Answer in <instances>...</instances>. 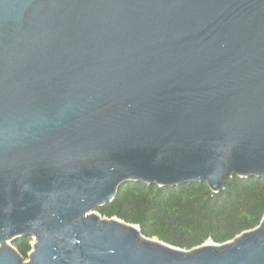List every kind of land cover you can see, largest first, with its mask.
I'll return each instance as SVG.
<instances>
[{
	"label": "water",
	"instance_id": "95a60500",
	"mask_svg": "<svg viewBox=\"0 0 264 264\" xmlns=\"http://www.w3.org/2000/svg\"><path fill=\"white\" fill-rule=\"evenodd\" d=\"M233 176L264 178V0H0V264H264V215L187 251L96 213Z\"/></svg>",
	"mask_w": 264,
	"mask_h": 264
},
{
	"label": "trees",
	"instance_id": "16d2710c",
	"mask_svg": "<svg viewBox=\"0 0 264 264\" xmlns=\"http://www.w3.org/2000/svg\"><path fill=\"white\" fill-rule=\"evenodd\" d=\"M96 213L135 225L146 238L187 251L208 241L223 244L259 225L264 215V178L233 176L216 194L205 183L161 188L128 182ZM13 247L26 260L32 238H19Z\"/></svg>",
	"mask_w": 264,
	"mask_h": 264
},
{
	"label": "rangeland",
	"instance_id": "374dc122",
	"mask_svg": "<svg viewBox=\"0 0 264 264\" xmlns=\"http://www.w3.org/2000/svg\"><path fill=\"white\" fill-rule=\"evenodd\" d=\"M33 242V241H32Z\"/></svg>",
	"mask_w": 264,
	"mask_h": 264
}]
</instances>
